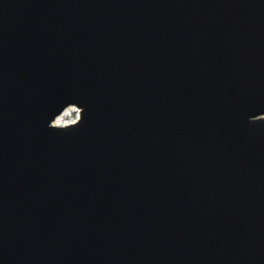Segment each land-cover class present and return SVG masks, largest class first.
<instances>
[{
    "label": "water",
    "instance_id": "water-1",
    "mask_svg": "<svg viewBox=\"0 0 264 264\" xmlns=\"http://www.w3.org/2000/svg\"><path fill=\"white\" fill-rule=\"evenodd\" d=\"M0 264H264V0H0Z\"/></svg>",
    "mask_w": 264,
    "mask_h": 264
},
{
    "label": "bare ground",
    "instance_id": "bare-ground-1",
    "mask_svg": "<svg viewBox=\"0 0 264 264\" xmlns=\"http://www.w3.org/2000/svg\"><path fill=\"white\" fill-rule=\"evenodd\" d=\"M80 109L75 107L74 105H67L65 109L60 113L54 120H52L51 124L58 127L68 126L69 123H75L80 119ZM57 121H61L57 123Z\"/></svg>",
    "mask_w": 264,
    "mask_h": 264
},
{
    "label": "clouds",
    "instance_id": "clouds-1",
    "mask_svg": "<svg viewBox=\"0 0 264 264\" xmlns=\"http://www.w3.org/2000/svg\"><path fill=\"white\" fill-rule=\"evenodd\" d=\"M61 121H57V123H60Z\"/></svg>",
    "mask_w": 264,
    "mask_h": 264
}]
</instances>
